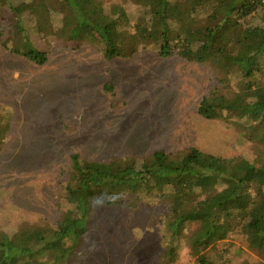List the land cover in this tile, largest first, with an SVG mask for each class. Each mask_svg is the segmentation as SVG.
<instances>
[{
    "label": "trees",
    "instance_id": "1",
    "mask_svg": "<svg viewBox=\"0 0 264 264\" xmlns=\"http://www.w3.org/2000/svg\"><path fill=\"white\" fill-rule=\"evenodd\" d=\"M96 1L0 0V49L44 65L53 43L77 47L84 35L108 61L154 50L162 58L210 63L218 80L214 90L234 92L203 98L198 114L234 119L264 140V0H130L129 7ZM94 5L96 11L85 9ZM11 111L0 117V139ZM71 150L61 164L65 170L54 175L60 189V198L51 200L54 215L41 213L35 238L1 227L0 264H80L93 246L89 236L99 205L129 213L158 208L164 248L158 264H173L194 223L195 264H264V158L234 165L199 149L160 150L113 157L106 161L110 166L83 158L78 146ZM27 190L25 204L46 202L40 198L44 188ZM244 247L260 260L246 258Z\"/></svg>",
    "mask_w": 264,
    "mask_h": 264
},
{
    "label": "rangeland",
    "instance_id": "2",
    "mask_svg": "<svg viewBox=\"0 0 264 264\" xmlns=\"http://www.w3.org/2000/svg\"><path fill=\"white\" fill-rule=\"evenodd\" d=\"M102 4L129 7L130 0L96 1ZM96 5L85 9L96 11ZM89 42L84 35L77 47L56 41L44 65L0 49V117L12 108L9 130L0 139V228L11 226L36 237L41 213L54 215L51 200L60 198L54 175L65 170L61 164L74 146L83 158L106 165L113 157L160 150L199 149L234 165L264 158V140L234 119L198 114L203 98L233 91L214 90L218 80L212 64L162 58L154 50L108 61ZM105 85L112 91L105 94ZM28 187L47 190L40 197L46 202L38 198L25 204L29 196L21 197L29 194ZM147 209L129 213L96 206L89 236L93 246L80 264H158L164 250L158 240L161 212ZM197 230L195 223L186 227L173 264L198 260L191 247ZM244 250L246 258L260 260L258 253Z\"/></svg>",
    "mask_w": 264,
    "mask_h": 264
}]
</instances>
